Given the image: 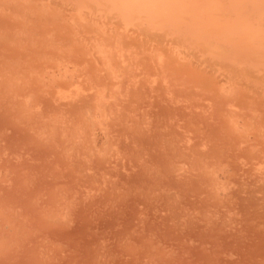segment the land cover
<instances>
[{
    "label": "bare ground",
    "instance_id": "1",
    "mask_svg": "<svg viewBox=\"0 0 264 264\" xmlns=\"http://www.w3.org/2000/svg\"><path fill=\"white\" fill-rule=\"evenodd\" d=\"M78 49L81 51V53H85V54H88L91 56V59L94 63H92L91 60L89 61V63L88 62L87 63L89 65L92 63L93 66H91V65L90 66L93 69L95 68L94 66H96V68L94 70H92V68L90 69V66L87 63L86 64L84 63L85 61L82 63V64H85L83 67L84 69L78 68V69H80V72H78V70H76V67L73 65V61L75 60V58L73 61H71L70 59H72L71 53L73 54L74 51H76ZM78 54H79V51H78ZM67 57H70L69 60L72 62V65L74 66L73 68L72 67L70 68L69 64L67 65V61H66V60H68ZM87 57L89 60L90 59L89 56H87ZM78 58H80V60L83 59L81 54L79 57H77V60H78ZM85 59H87V58H85ZM85 59H83V60H85ZM76 63L80 64L79 61L75 62V64ZM78 64H76V66ZM82 64H80V66ZM94 64H96V65H94ZM86 66H89V67L85 68ZM141 66L143 68L148 69V70L146 69L147 70L146 72H143V71H145V69L143 71H142L143 68L140 69L142 74L145 73V75L141 74L142 77L147 75L145 78L146 81L143 80L144 78L141 79L142 82H144V84L143 83L141 84V82L140 83L138 82L139 84L137 83L138 80L141 81L140 78H142V77L139 75L141 72L138 71L139 72V74H138V72L136 70L138 67H141ZM85 69H87V70L89 69V70L86 71ZM139 76H140V78L137 80V77H139ZM135 77L137 80V81L135 80V82H136L135 84H137V85L131 84V86H129L130 82L133 81L132 78L134 79ZM147 80L150 83L158 82L161 84L164 82H165L164 84H166L167 82H170V84H171L170 86L172 87V85H174V87L171 88L169 86V84L167 86V85H161L158 83H157L158 84L157 86H159L160 91L166 90L165 86L168 89L170 88L171 90L172 89L175 91L181 90L183 92V94H182L183 101H184V99H186V98H184L185 91L189 90L188 94H187L188 99H186L185 101L188 100V102H189L190 99H197L196 102H194V105H196L195 106L196 108L199 105L201 106V108L204 111V114H203V111H201V113H202L201 115L203 116V118L201 116L202 121L203 120L205 121L207 119L206 118V115H207L208 119H207L206 123H208V124L206 126V123L203 121L204 122L203 128H202L203 123H201L200 125L193 124V123H197L198 122L197 120H200L199 122H202L201 118H199V116L197 117V120L194 119L196 122L189 121V122H187V124L189 123L188 125L185 123L186 126L182 123L183 124V125H181L182 128H183V126H185L184 128H187V126H188L189 127V128H187L188 130L189 129H191V131L193 130L192 131L193 133L192 132H190V134L188 133L189 135L187 136V140H185L184 135H186L187 132H189L188 130L186 132L185 131L186 129H184V128H183L184 131L181 129H177V130L174 129L176 127L172 128L173 130L178 131V133L174 132V131H173L174 133L172 132L171 135H173V136H171V137H173V138L169 137L168 139L171 138L173 145L167 144V145H170L169 147L168 146L167 147L169 148V150H170V147L171 146L174 147V145H176V148H174L175 150L176 149L178 150L180 146L185 147V150L183 149L184 152L182 151L183 156H182V153L180 152L178 158H176V159L180 160L179 158H180V156H182L181 160H183V161L177 162L176 159L171 160V161H170V159H168L170 162L168 164L165 163L166 161L164 162L161 159H163V158L166 159L168 156H171L170 155L171 152L169 151L168 154H165L164 152L161 153L160 150L165 149L163 146V149H159V151H158L159 153H158L156 151V149L160 148V146L156 145L157 148L154 147L156 149L153 148L152 150L156 151L154 153L160 154V157L157 156L158 154L157 155L154 154L156 157H159L160 159L157 158L159 161L154 166L151 164L144 165L145 163L149 162L148 158L152 157L151 154L149 155V153L147 152L149 156H148V158H146V160H148V162L145 161L142 164L144 165V167L147 166L148 168H150L148 170H150V172L151 171L152 172L149 173L147 170V172L145 173L146 175H144V176L145 177L149 176V177L143 178V180H140V181H144L146 179L145 182L147 180H149V182H147L148 184L146 187L144 186V184L146 185V183L142 182L143 188L145 187L144 189H142V186L139 183H137L141 186V189H140L141 191L139 189L137 190V188L139 186L137 188H135L134 191L136 190L137 194H139V195H140L139 192L143 193L144 196L142 194H141L142 196L140 195L142 197V198L140 197L141 199H144V197L146 198V196H148V197L150 196L147 199L148 200L153 199L152 201H154V198H153L154 195L153 196H151V195L156 192L155 194L159 195V197L157 199V197L155 195L156 201H154V202H157L159 200V198H161V195H162L161 199H163L164 202L162 200H159V201H162V203H163V205H160V207L163 206L162 211L164 210V206H165L166 215H167V212L168 213L170 212L171 214H173L172 215L173 218L174 217L176 218L178 216L177 221L180 222V223H178V225H175L177 223V221H175V224H174L175 226L174 227L172 226L173 229L175 228V230H171V231H174V233H175L176 229H178V231H179V227H177V226H180V228H181L179 235L180 234L184 235V233H181V231L186 229V227H187L186 231L184 230L185 233H187V230L189 231V229L191 228L190 226H192V228H193L195 226L194 225L195 223H197V222L201 223L200 225L196 224L198 237H196L197 235H195L196 238L195 237L194 238L200 239V242L202 244V246H200V249L203 253H201V251H197L198 253H196V254H198V255H196V256H198V258L200 260L197 258L196 260H199V261H196L194 258L193 259L194 261H192V263L194 262L193 264L201 262V260H202L201 263L203 264V262H204L203 260H205L203 258V255L206 258V260L207 259L209 260L208 263H206V264H264V0H0V102L2 101L3 108L7 107L6 110L4 109L5 112L7 111L8 113H10L13 111V114L11 113L13 116L9 115V119L14 118L19 123L27 122L28 127H25L26 125L25 126L23 125L24 130L26 129V131L27 130L29 131V129L30 130L35 129L37 131V135L40 134V137H39V135L37 137L39 139V141H40V139H42L44 142L45 139L47 140L49 138H56V137H58L57 135H59V136L61 135L62 139H59V140L61 141V144L65 145L64 146L65 149L62 147L64 149V150L63 149L62 150L64 152L65 151L68 152V154H69L66 157L64 156V158H67L70 155L76 156L77 153H75V149L79 146L81 148L84 146L83 147L84 150L82 149L84 152V154H83L84 156H82V157H84V158L83 159L81 158V159L83 161H85L86 163L82 162L81 166H79V167L77 166L78 168L75 172H77L78 175L82 176V179H83V176L89 177L87 180V184H88V181L90 180V176H88V175H90L89 172L91 173V171H94L92 162L97 161V160H99V162H101V163H103V161L105 162L107 160V158H109L110 156L112 157V154L115 151L114 147H115V145H118L114 142V141H116V137L113 138V136L112 137L110 136V134H112L110 131H112V129L117 126V123H118V127H116V128H118V129L120 128L121 125L118 122L119 120H121L120 116L121 115L126 116V118H125L126 121H123V123L125 124V129L130 128L129 133L135 128V126L137 127V125H138L137 128L139 129V127L141 125H143V124L140 125V123H142V122H140V121H142L141 119L139 122H137L139 120V118H138V120L135 119L136 121L135 120L131 121V119H134L135 117L134 118L131 117V119H129V116L131 115V114L129 115V113H130V111H132L134 109V108H130L129 106L134 101V98H132V97H135L137 99V100L135 99L136 102H138V100L140 98H144L141 96H143L142 92L145 91L144 85L146 83H149V82H147ZM81 84L83 86L82 89L80 88V87H82ZM77 85L80 86L79 87L80 89H77ZM141 85H143V86H141ZM155 85H156V83H155ZM138 86L140 88H137ZM157 86H156V88L155 87L154 88L157 89V92H160L158 90ZM91 88L93 89V91H91ZM125 88L126 89L130 88V89L128 91ZM142 88H144V90ZM150 88L151 87H149L147 89L151 90L152 88L151 89ZM141 90H143V91L141 92ZM153 90L154 89H152L151 91H153ZM164 92H166V91H164ZM46 93L47 94L51 93L50 103L53 104V106H56L55 108L53 107L55 110H53L52 113H49V114L44 113L42 115L43 111H41V113L39 112L40 115H39V113H38V115H34L35 109H33V106L34 105L39 106L40 103H44L47 100V98L44 96ZM141 93H142V95H141ZM153 93L155 94V91ZM47 94H46V96H47ZM162 94L165 95V93H162ZM180 95L181 94L179 92V95H177V96H180ZM130 96H132L131 97L132 100H131L130 105L128 104V107L131 110H129L126 106L127 104H125L126 97H128L127 99L130 100L129 99ZM165 96H166V98H168V97L170 98V96H171L170 91H169L168 97H167V95H165ZM29 97L33 98L32 99L33 102L29 101ZM155 97H156V95H155ZM147 98H149V97L147 96ZM158 98H160V97H158ZM162 99H163V96H162ZM34 100H35V102L38 101V103L35 104ZM122 100H124V101H122ZM141 101H143V100L140 99V101L138 102V104L140 103V106L142 105ZM156 101H157V99H156ZM178 101L176 102L177 104L179 103ZM136 102L134 103L135 104L134 106H136V104H137ZM190 102H191V100H190ZM128 103H129V101H128ZM47 104H49V103L47 102ZM162 104H163V102H162ZM184 105H186V104H184ZM140 106L138 105L139 108H140ZM180 106L182 107L183 104ZM174 107H175V105H174ZM64 108L69 110V111L68 112L65 111ZM169 108H170V106L168 107V109ZM177 108H178V106H177ZM188 108L190 109V106ZM135 109L133 111H135ZM171 109H173V108L171 107ZM185 109H183V110L185 111ZM192 110H194V108ZM2 112H3V110H2ZM165 112H166V109H165ZM198 112L199 111H197V115H198ZM186 113H188V112H186ZM190 113H191V110H190ZM192 113H193V111H192ZM143 114H145V112ZM168 114L170 116V113H168ZM147 115H149V114H147ZM153 115L154 114H152V116ZM177 115H179V114H177ZM5 116L7 118L8 114H6ZM171 116H170V119H174L173 118L174 116L173 117H171ZM185 116L188 117L187 115H185ZM138 117H140V116H138ZM143 117H144V115H143ZM143 117H141V118H143ZM6 118H5V120H6ZM157 119H158V117H157ZM184 119H186V118H184ZM188 119H191V118H188ZM211 119H213V120H211ZM192 120H193V116H192ZM209 120L211 122H209ZM214 120L217 122L219 121V122L216 124ZM145 121H148V120L145 119ZM171 121H173V120H171ZM177 121H176V119H174L175 123ZM13 122H14V120H13ZM179 122H180V119H179ZM190 122H192V123H190ZM171 123H173V122H170V124ZM219 123H220V125H219ZM157 124H158V122H157ZM170 124L168 127H170ZM158 125H160V124H158ZM216 125H218L219 127L218 126L216 127ZM17 126H19V125L17 124ZM152 126L153 125H151L150 127L152 128ZM204 126L206 127V129L204 128ZM141 127H140V129H141ZM1 130H0V132H1ZM146 130H144V131H146ZM179 130L183 131L184 133L186 132V134L183 135V138L185 141L182 138L183 143L180 142L181 141L180 138H179L180 141L178 140V137L181 136L180 134L182 133L181 131H180L181 133H179ZM6 131H7V129H6ZM120 131H122V130H120ZM138 131H140V134H138L140 136L141 132H143V130L142 131L138 130ZM7 133H5V134H7ZM31 133L33 134L34 131H32ZM117 133H121V132L117 131ZM117 133H115V134H117ZM122 133H124V132L122 131ZM176 133H177V136H176ZM191 133H192V135H191ZM5 134H4V136H5ZM29 134H30V132H29ZM32 134H30V135H32ZM159 134L162 135L161 132ZM174 134L176 137L174 136ZM30 135H29V138L31 139ZM35 135H36V133L33 134L32 136H35ZM142 135H144L146 138L147 133L145 135V132H143ZM142 135L137 138V139H139V138L141 139V141L139 140L140 142L136 139L137 142H139L140 144L142 143V139L144 138V136L142 138ZM154 135L158 136L156 134H154ZM189 136H190V138H189ZM14 137H12V138H14ZM125 137H126V135H125ZM148 137L149 136L147 135V138ZM122 138H123V136H122ZM147 138L143 139V141L147 142L148 139H150V137L148 139ZM28 139H26L27 142L29 141ZM38 139H37V142H38ZM42 140L40 143H43ZM33 141L32 140L30 141L31 146H34V145H32V143H34ZM47 141L48 142H46V143L44 142V143L47 144L50 142V144H48L50 147H51L52 142L56 143V142H54L55 139H54V141H51V139H49ZM133 141H134V138H133ZM155 141H157V140L155 139ZM158 141H160V140H158ZM171 141L169 143H171ZM37 142L35 143L36 147L38 144ZM57 142H59V141H57ZM137 142H135L134 144H136ZM156 143L158 144V142H156ZM124 144H125V140H124ZM132 144L133 143H131V146H132ZM140 144L139 145L137 144V146L136 145L135 146L136 147L139 146V148L141 146L143 148H144V146H146V148L149 146V145H145L146 143H144V146L142 144L141 145ZM212 144L214 147L212 146ZM220 144H222V145L220 146ZM48 145H46V146H48ZM56 145H59V144H56ZM38 146H40V145H38ZM52 146H54V145L52 144ZM129 146H130V144H129ZM131 146H130V148H131ZM133 146H132V148H134ZM223 146H226V148L225 147L223 148ZM6 147H8V146H6ZM36 147H35V149H37ZM209 147H212V148L209 150L208 149ZM168 148H167V150H168ZM180 148H182V147H180ZM150 149L151 148L146 149V150H150ZM172 149H171V151H172ZM130 150H128V151L130 152ZM135 150H136V148L132 151L135 152ZM141 150H142V148H141ZM141 150H140V154H142L141 152H143V155H138L139 149H137V151H136L138 153V154L136 153V155H138V157H140V156L144 157L145 156L144 151L143 150L141 151ZM119 151H121V150H119ZM241 151L243 152L242 153L243 156L244 155L246 156L243 158L245 160H246V158L255 160V159L262 158V156H263V161L261 159V163H259V160H258V162H257L258 164L253 162L254 163L253 166L248 164L252 167V169L254 168V174L251 173L252 177H250L251 176L250 175L249 176L250 178L248 179V178H246L247 177L246 175H245V178L243 176V178L245 180H247V179L251 180L253 178L248 183L243 178H241V176H242L241 173H242V171L247 170L246 164L251 163V161H253V160L249 161V159H248L247 160L248 162L246 164L244 163L245 165L242 164L243 161H242V163H240V162L238 163L237 162L238 159L235 160L234 157H237L238 155L235 156V154H239V152H241ZM57 152H58V150H57ZM76 152H78V151H76ZM129 152L127 154H129ZM173 152H175V151L173 150ZM39 154L40 153L37 154V159L40 158ZM42 154H43L42 157H44V155H46L45 153H42ZM172 154H174V153H172ZM80 155L81 154H79L78 156L81 157ZM118 155H119V153H118ZM123 155H124V152H123ZM136 155H135V157H133L134 156L133 155L132 158L137 159ZM154 155H153V158L155 157ZM176 155H178V153ZM51 156H52V154H51ZM97 156H99V158H96ZM114 156H116V155H113V157ZM129 156H130V154H129ZM243 156L239 155V159ZM189 157H191V158H189ZM74 158H76V157H74ZM115 158H117V157H115ZM136 159H133V160L135 161ZM157 159H156V162H157ZM34 160H36V159H34ZM39 160L41 161L42 159H39ZM58 160H60V158H58ZM65 160H64V162H65ZM67 160H68V158H67ZM139 160H140V158H139ZM141 160H142V158H141ZM141 160H140V162H143ZM75 161H76V159H75ZM78 161L80 162V159H78ZM120 161H122V159ZM120 161H118V162H120ZM60 162H61V160H60ZM76 162H75V165H76ZM99 162L94 164V166L99 165V164L101 165V163H99ZM87 163H88V165H87ZM135 163H136V161H135ZM184 163H186V165H188V167H189L188 171L184 170V168H183V167H185ZM36 164L37 163H35V165ZM106 164L107 163H105V164L103 163L104 168L100 166V168H101L100 174H98L99 173L98 170L100 168H99V166H97L96 171L98 172L97 173L98 176L95 175L96 179H94L93 177H95V176H93L92 173L94 174L96 171L92 172L91 175L93 177L91 176L92 177L91 181L96 180L95 181V183H96L98 181L97 177H101V175H103V174H104L103 175L104 178L106 177V175L108 176L109 170H108V172L105 171L106 170L105 169ZM119 164H122V163L120 162V163H118V165ZM139 164L142 165L141 163H139ZM181 164H183V165H181ZM16 165L18 168V164H16ZM32 165H34V164H32ZM43 165H44V167H46L45 164H43ZM55 165H56V163H55ZM71 165L73 166V164H71ZM149 165H150V167H149ZM255 165H256V167H255ZM88 166H90V168H93V169L90 170V168ZM114 166L116 168L119 167V166L117 167L116 164ZM121 166H123V165H121ZM142 166H139L141 169L137 170V171L143 170L144 167L142 168ZM8 167L9 166L7 165V168ZM13 167L16 168V166H14V165H13ZM27 167L25 168V165H24V169H27ZM33 167L29 166L28 169L31 168V171H33L32 170ZM106 167H109V164L106 165ZM168 167H169V170H167ZM4 168H6V167H4ZM10 168H12V167H10ZM63 168H64V166H63ZM73 168H76V167L73 166ZM102 168H103V170H102ZM152 168H153V170H152ZM164 168H165V170H164ZM250 168H248V169H250ZM34 169H35V167H34ZM45 169H47V168H45ZM55 169H53V170H55ZM95 169H96V167H95ZM145 169H147V168L145 167ZM145 169L143 170V172H141L142 176H143L142 173H144L146 171ZM113 170H115V169L113 168L112 171ZM251 170H250V172H253ZM24 171L25 170L22 171V174ZM26 171H28V170H26ZM31 171H30V173H31ZM38 171H40V169ZM62 171H63V169H62ZM102 171L104 172L103 174H101ZM133 171H134V169H133ZM167 171H169V172H167ZM239 171H241V172L239 173ZM55 172H57V171H55ZM66 172H67L66 174H70V172H68V171H66ZM164 172H167L168 174H171V175L178 174L176 176H179L180 174H183V173H184V176L185 175L188 176L187 172L192 174V175H190V178L194 179L193 177H195V180H191L190 178L189 179L193 183L195 181L197 186L195 185V187L193 188V184H191L192 188L190 186H189L190 189L187 187L186 188L188 190L187 192H189L192 189L193 191L192 190L191 191L193 192V195L195 196V193H196L195 190L200 189L199 191H201V192H203L205 190L206 192L204 191V196H207L208 199L205 200V198H207V197H204L203 195H201L200 198H199V196L198 197L196 196L197 200L194 198L195 199L194 203H196V205H198L199 201L201 200L200 205L197 206L198 210L201 211V209L199 207L202 205H203V207L205 206L204 201L205 202L211 201L213 209L210 210V208L207 207L209 210L205 209V210L200 212L197 210V208H195V206H194L195 204L193 205L192 204L193 202L192 203L190 202L193 205L194 209H192L189 213H187L189 217L185 219V216H184L185 212L189 210V207H192L189 203L188 206L189 205L190 206L185 209L186 211H184L183 216L181 215L183 221L185 219V221L182 222V224H181L182 220L179 221V219H181L180 218L181 216H179V214H182V213H179V212H181L180 211L181 202L183 201L184 198L183 197L179 198V196H182V195L180 193H179L180 195H178V192H177V194L176 193L175 194L170 193L169 190L167 191V192H169L168 194L166 192H165V194H162V193L158 194L157 193L161 190V188L159 189V187L160 186L162 187V185L164 184L163 180L165 181V178H166V175H165L166 173H164ZM26 173L27 172H25L26 177L31 175V174H29V172L27 174ZM35 173H37V172H35ZM52 173H54V171ZM147 173H149V174H147ZM238 173H239V175L241 174L240 177H237ZM63 174L65 175V173H63ZM25 175L23 174V177H25ZM45 175H46V173H45ZM49 175H51V173ZM111 175H113V177L115 176L114 174L110 173V176H108V177H111ZM34 176L35 175L33 173L32 177L34 178ZM53 176L55 177L54 174H53ZM124 176H125V174H124ZM142 176L138 175V177L135 176L134 178L137 177V178L142 179ZM180 176L182 177V175H180ZM191 176H193V177H191ZM48 177H50V176H48ZM66 177H70V176H66ZM103 177L99 178V180H101ZM163 177H164V179H163ZM3 178H6V177H3ZM21 178H20V180H23ZM28 178H26L25 180H27ZM112 178H110V179H112ZM134 178H132V180ZM30 179L31 178H29L28 182L24 181V183L27 182V185H26L27 188H29L28 183H29ZM129 179H130V177H129ZM160 180L163 182L162 185H161L162 182ZM196 180L198 181L199 184L196 182ZM106 181H108V180H106V178H105V182ZM111 181H108L109 183L106 182V184L108 183L111 186H109L107 184L106 187L105 186H103V187L107 188L109 186L110 187L109 189L116 187L118 183L115 182L114 184H111L112 183ZM117 181L120 182L119 180H117ZM134 181H135V179H134ZM181 181L185 182L184 179ZM191 182L188 181V184L185 183V185L188 186V185H190ZM45 183H46V185H47V183L49 185V183H51V181L45 182ZM159 183H160V186H159ZM176 183H177V181H176ZM37 184H38V182H37ZM54 184H56V183H53V185ZM99 184L101 185V183H98V185H97V183L95 184L97 187L96 190L100 189ZM115 184H116V186H114ZM119 184L117 186V189H119L118 188ZM245 184H247V185H245ZM200 185H202L203 187ZM64 186H66V184ZM82 186L83 185H81V187ZM126 186H123V187H126ZM199 186H200V188H198ZM52 187L50 186V188H52ZM96 187H93V189H95ZM123 187H120V189ZM56 188H57V185H56V187H54V189L59 190V191H60V189L62 190V188H60V187H59L60 189L59 188L56 189ZM66 188H68V187H66ZM66 188L63 187V189H66ZM130 188H132V186ZM171 188H172V186H171ZM19 189H21V188H19ZM54 189H52V190L54 191ZM77 189H78V186H77ZM89 189L92 190L91 188H89ZM123 189H125V188H123ZM132 189H131V191H132ZM165 189L166 188H164V190ZM174 189H176V188H174ZM70 190H69V192H70ZM113 190H114V188L111 191H113ZM164 190H162V191H164ZM16 191H18V190H16ZM16 191H15V193H16ZM127 191L125 192L123 190V193L126 196H127ZM109 192H110V190H109ZM115 192H117V191L115 190ZM201 192H199V193H201ZM22 193H24V191ZM103 193H104V191H103ZM120 193H122V192H120ZM120 193H117V195H119ZM248 193H251L252 195L248 196L247 195ZM6 194H7V192H6ZM10 195H12V194H10ZM61 195H62L61 197H63V194H61ZM108 195H109V197H111L110 196L111 193H108ZM134 195H135V193H134ZM190 195H192V194H190ZM245 195H247V196H245ZM17 196H19V195H17ZM22 196L23 195H21V197ZM37 196H38V194H37ZM112 196L115 197L116 194L114 193V195H112ZM122 196L119 195V197H122ZM130 196H131V194H130ZM56 198H58V197H56ZM124 198L125 197H123V200H124ZM198 198L200 200H198ZM49 199H51V201H52L53 198L49 197L48 200ZM117 199H119V198H117ZM202 199H203V204H202ZM0 200H1L0 203H2L3 198H1ZM8 200L11 201V197L10 198L8 197ZM25 200L26 199L24 196L23 201L25 202ZM38 200H39V198H38ZM67 200H69V198ZM111 200H109V201L112 203ZM123 200H122V198H120L121 202H123ZM126 200H127V198L124 200V203L126 202ZM257 200H259V201H257ZM10 201L7 202V204H9L8 206L7 205L4 206L5 204L4 205L0 204V262H2L3 260L6 261L5 259H8V258L13 259L16 256L19 258V255H21V254H19V255L17 254L15 256V254L17 252H19V250H22V248H23L22 247V248L17 249L19 247V244L24 245V243L21 242V237H24L26 240V238H27L26 236L29 233V232L25 233L24 230L22 229L23 226H26L25 222L30 221V225L28 224L29 227L32 225L31 222L33 223L34 228H32V226H31V229L28 226H26V227L31 230L30 232L34 236V238H31L32 237L31 233H29L31 236L30 239H35V240L39 239L38 238L39 235H37V234L40 233V229L41 230L43 229L40 233V234H42V236L44 235V233H43L44 228L49 229L50 231L52 230V232H50L52 234H57L56 232H53L54 226L56 228V224H58V223H63L64 225L66 224L65 222H63V220L61 221V219H59V217H58L59 216L58 214L60 212H58V210H56V208H58L59 206L58 207L56 206V208H54L57 212H55L53 214L52 213L53 210L50 209V206H48L46 204V206L42 205L44 208V209H41L43 211L41 214L42 218L40 220L38 219L39 221L38 220L36 221V223L40 222L39 224H40L41 228L39 227L40 229H36L35 225L38 226L39 224H34L33 216H32V221L30 219H28V221H26L27 216L25 217V216L21 215V217H20V213H15L16 211L13 208H16V207H12L14 205H12L10 207V205L12 203V202L10 203ZM44 201L43 202L41 201L42 204L44 203ZM51 201L49 204H51ZM107 201H108V199H107ZM152 201H146V200L144 201V203L148 202L147 204H149V205H147L146 203L144 204L142 201L141 202V203H143L142 205L147 206V207L143 206L144 208L142 210H144L146 208H148V209L150 208L149 210L151 211L153 208H151L150 202H152ZM89 202H88V204H89ZM110 202H109V204H110ZM135 202H136V200H135ZM154 202L151 203L152 207H153ZM34 203H35V200L33 203H31L32 207H34V205H35ZM61 203L62 202H60V204ZM67 203H69V202H67ZM14 204H16V203H14ZM115 204H116V202H115ZM120 204L122 206L123 203H120ZM139 204H137V205L139 206ZM17 205H18V203H17ZM36 205H37L36 207L39 208V206H38L39 204L37 203ZM137 205L134 207V208H136L135 210L132 209L133 210L132 213H134L133 214L134 218H131V219H134L135 222L133 224H131L132 222L130 223V221H128V222L130 223L131 226H133L131 228L132 229L134 228L133 230L135 232L132 231V233L135 235H136V233H139V235H140L142 232H143L142 234L145 233L144 231L147 229L146 223L148 224V222H149V221L147 222V219H150V218H148L150 216H147V219H146L145 215H143L142 217L139 216L141 213H139V214L137 213L138 208H139ZM18 206H20V203ZM69 206H70V203H69ZM131 206H129V207H131ZM54 207H55V205H54ZM124 207H126L127 210L129 208L128 205L124 206ZM158 207H159V205H158ZM65 208L67 209V207H65ZM65 208H64V210H65ZM90 209H91V207H90ZM122 209H121V211H122ZM124 209H123V212H125ZM16 210H17V208H16ZM83 210H84V208H83ZM142 210H141V212H143ZM149 210H148V212H149ZM155 210H158V208H156ZM155 210L154 211L152 210L151 212L154 213ZM21 211H18V212H21ZM123 212L121 213L122 215H123ZM144 212H145V210H144ZM34 213H33V215H34ZM56 213H58V214L56 215ZM61 213H63V211ZM100 213H103V212H100ZM161 213L162 212L160 211L159 215H161ZM177 213H179V214L176 216ZM16 214L18 215V219L20 218L19 220H21L22 216L25 217V219H24L25 221L22 218V221H20L21 224H18L17 223L18 221H16V219H17ZM92 214H93V212H92ZM63 215H64V213L62 214V216ZM86 215H87V213H86ZM99 215L101 216V214H99ZM120 215H115V216H117L114 219V221L116 223L114 222L112 224V225H115L116 228H117L116 224L120 223V220L122 219V218L121 219L119 218V217H122ZM162 217H163V215H162ZM37 218H38V216H37ZM112 218H114V217L112 216ZM159 218L161 219V217H159ZM173 218L171 221H173ZM175 218H174V220H175ZM88 219L90 220V217ZM110 219H111V217H110ZM155 219H156V217H155ZM170 219H171V217H170ZM170 219H167V221ZM197 219H198V221H197ZM199 219H202V220L204 219V221L202 222ZM255 219H257V220H255ZM118 220H119V222H117ZM15 221H16V223H15ZM71 221H72V219H71ZM22 222H23V224H22ZM69 222H70V220L68 221V223ZM152 223H155V228H157V226H156V225H158L157 222L152 221L151 224ZM172 223H174V221ZM15 224H16V226L19 225L18 226L19 229L21 228V230L23 232L22 231L20 232L18 227L15 226ZM63 224H61V225H63ZM87 224H89V222ZM190 224H192V225H190ZM112 225H111V227H112ZM201 225H203V226L206 225V227L202 228ZM115 226H114V229H115ZM119 226L123 227V226H125V223L122 222L121 224H119ZM119 226L117 228L118 230L120 228L119 233L115 232L117 235L118 234L121 235V232L124 233L126 231V229H128V231H129V227L128 228L126 227V229L124 227L125 230H123ZM126 226H128V225H126ZM149 226H150V224H149ZM151 226H153V225H151ZM222 226H224L225 229L228 227V229L225 230V231H227L228 234L225 235L226 232H224V230L221 229V228H223ZM65 227H63V228H65ZM166 227H168V226H166ZM169 227H171V225ZM182 227H184V229ZM27 228H26V230L29 231V229H27ZM107 228H109V227H107ZM158 228H161V227L158 226ZM163 228H161V229H163ZM192 228H191V230H192ZM198 228H200L199 231H198ZM219 228L221 229V232L223 231L224 234L220 233ZM24 229H25V227H24ZM121 229L123 231H121ZM165 229H167V228H165ZM49 230H47V232L45 230V234L47 233L46 235H48V237H49V234H48ZM56 230L58 231L57 228L54 231H56ZM82 230H83V228H82ZM149 230H150V228H149ZM37 231H39V232L36 234ZM154 231H157V230L154 229ZM159 231H161V230H159ZM189 232L187 235H189ZM198 232L200 233V235ZM22 233H24L23 234L24 236H20ZM160 233L161 232H159V234ZM162 233H165V232H162ZM191 233H194V232H191ZM191 233H190V236H191ZM35 234H36V236H35ZM96 234L94 236H96ZM142 234L139 236V240H141V238H142V240H141L142 243H141V241L139 243L141 246H139L138 243L135 246L137 248L136 251L139 250L138 246L140 247V250L143 249L142 252H144L145 255L141 256V255H138L140 253L135 252V254L138 253L137 256L135 255L136 257H133V258L131 257L132 258L131 260L127 261L126 263L121 262L122 264H173V263L174 264H186L185 262H183L184 260H183L182 255H179V253H178L179 247L176 246L174 248L172 246L173 249L167 250L169 247L168 246L167 249H165L166 248L165 247L164 248L165 250L164 249L161 250L162 249V246H161L162 243L160 244V242H159L161 239H158V237H156V240L158 239V242H156V240H155L156 232H154V234L153 233L150 234V236L151 235L153 236L155 241L153 240V238L151 239V237H149L150 239H146V235H147L146 233H145L146 235L145 234L142 235ZM177 234H178V232H177ZM177 234H176V236H177ZM113 235H115V234H113ZM187 235L185 234L186 237L182 236L181 239L179 240L180 243H177V244H179V245L182 243L184 244V242H182V240H185L186 238H187L186 240H188L190 238V236H188L189 237L188 238ZM223 235H225V237ZM42 236H40V237H42ZM126 236H128V235H126ZM136 236H138V235H136ZM180 236H178V238H176V239H179ZM36 237L38 239H36ZM44 237H45V235H44ZM44 237H43V240L46 239V238L44 239ZM48 237H47V239H49V241H50L52 235H51V237H49V238ZM56 237H58V236H56ZM107 237H105V238H107ZM53 238H54V236H53ZM53 238H52V242L54 240ZM98 238H100V236ZM28 239H29V237H28ZM28 239L26 241H29ZM100 239H102V238H100ZM103 239H104V237H103ZM117 239L118 238H116V240ZM123 239H122V241H123ZM199 239H197V241ZM25 240L23 242H25ZM41 240H42V238H41ZM71 240H73V239H71ZM190 240L191 239H189L188 241H190ZM215 240H216V242H215ZM38 241H39V243L36 244L37 246H38V244H40V242L42 243V241H40V239ZM101 241H100V243H101ZM119 241H121V240H119ZM223 241H224V243H223ZM44 242H46L45 243V245H46L48 243V240L47 241L45 240V241H43V244H40L41 246H44V248L43 247L42 248L47 249L48 247H51L48 249H49V251H50V249H52L53 253L51 252L52 250L50 251V253H49V251H45V250L41 251L42 249L40 248L41 247L40 246V247H37V249H41V250H39V252L38 251L35 252L36 249L33 250L35 252V254H37V256L35 255V258H34V255H33L34 252L31 251V252H33L32 255H29V258H31V259L28 258V260H26L27 262L26 261H24V262L31 264L30 261L32 260V256L34 258L32 260V264L33 263L34 264H48V263H52L53 261H54V263H55V261H59V260H57L58 254H55V253L60 252L61 250L54 252L58 248V246H56V244L58 242L57 243L53 242V244L56 243L54 245V249L56 248L55 250L53 249L52 245H50V246L46 245L48 247H45ZM52 242H49V243L52 244ZM67 242H69V241H67ZM125 242L126 241H124V243L122 242V244L124 245ZM176 242H178V241L176 240ZM204 242H206V245L208 244L207 242H209L211 245L213 242L215 243V245L217 244L215 247V248H217V252L215 249V250H213V252H214V254H213V252L212 253L210 252V250H211L210 247H209L210 250H208V247L206 248V246L203 248ZM225 242L228 244V247L224 246L226 244ZM113 243H112V245H113ZM186 243L188 246V244L190 242H186ZM193 243H190L189 245H191ZM195 243H197V242H195ZM69 244H70V242H69ZM106 244H107V241H106ZM201 244H199V245H201ZM92 245H93V242H92ZM112 245L109 247V250L112 249ZM117 245H120V244L117 243ZM84 246H85V244H84ZM91 246H89V248H91ZM93 246L95 248V244ZM102 246H104V245H102ZM107 246H109V245H107ZM129 246H130V244H129ZM184 246H185V244H184ZM191 246L193 249V246L195 248L196 244L191 245ZM197 246H198V244H197ZM197 246H196V248H197ZM229 246L232 249H235L233 251V254H236L237 257H236V255L235 256L233 255L234 257L230 258V256H232V255L228 256L229 254H232L230 252L228 255L227 254L224 255L226 253V251L229 250ZM114 247H116V246H114ZM172 247H170V248H172ZM35 248H36V246H35ZM99 248H102V247L100 246ZM116 248H114V249H116ZM145 248H147V249H145ZM96 249H94V251L97 253L98 250L96 251ZM104 249H106V248H104ZM129 249H130V247H129ZM212 249H214V248H212ZM100 250H102V249H100ZM197 250H199V249L197 248ZM85 251H87V249ZM153 251H154V254L157 253V255H159L158 257L156 256L157 259L154 258V260L156 259L155 261L152 259L154 257V255L150 253ZM179 251H180V249H179ZM146 252H147V256H146ZM102 253H103V251H102ZM108 253L110 254V252H108ZM205 253H207V254H205ZM89 254H91V256L93 255V253H91V252ZM105 254H106V252H105ZM103 255H102V257H103ZM188 255H189V253L186 256L183 255L186 258V260L188 259L187 258ZM218 255H220V256H218ZM24 256H26V255H24ZM55 256L57 259L56 258L54 259ZM76 256H77V254H76ZM148 256H150V257L152 256V257L150 258ZM226 256H228L229 259ZM219 257H222V258L220 259ZM18 258H17V261L22 259L21 256L19 259ZM91 258L93 259V257H91ZM110 258H111V256H110ZM115 258L117 259L116 255H115ZM148 258H150V259H148ZM210 258H213V261H215V262H212ZM103 260H104V258H103ZM149 260L154 261V262L152 263ZM17 261L13 260L11 262H14V264H15V262H17ZM92 262H94V261H92ZM95 262H97V261L95 260ZM8 263H10V262H8ZM82 263H85V262H82ZM107 263H108V259H107ZM190 263L191 262H189V263L187 262V264H190ZM3 264H5V263L3 262ZM23 264H25V263H23Z\"/></svg>",
    "mask_w": 264,
    "mask_h": 264
},
{
    "label": "rangeland",
    "instance_id": "2",
    "mask_svg": "<svg viewBox=\"0 0 264 264\" xmlns=\"http://www.w3.org/2000/svg\"><path fill=\"white\" fill-rule=\"evenodd\" d=\"M78 51H79V54H78ZM77 53V54H76ZM80 54L82 55V57H83V59H85V58H87V59H85V60H83V59H81L80 60V58H78V60H77V57H79L80 56ZM73 55V56H72ZM70 56V55H69ZM86 56V57H85ZM87 56H89V60H88V57ZM69 58L70 57H67V59L68 60H66L67 61V65L69 64V66H70V68L72 67H76V70H78V72H80V69H82L83 67H84V65L88 62L89 63V61L91 60L92 61V59H91V56L90 55H88V54H85V53H81V51L78 49V50H76V51H74V53L72 54L71 53V58L72 59H70L71 61H73L74 60V58H75V60L73 61V65H72V62L69 60ZM77 60V61H76ZM83 60V61H82ZM79 61V63L80 64H82L84 61V63L85 64H82L81 66H80V64H78V63H76V64H78L77 66H76V64H75V62H78ZM71 62V63H70ZM87 63V64H88ZM92 63H94L93 61H92ZM92 63L90 64L91 66H93L92 65ZM72 65V66H71ZM89 65V64H88ZM89 65V66H90ZM94 65H96V64H94ZM79 66V67H78ZM89 66H86L85 68H87V67H89ZM90 66V69L92 68ZM95 68H96V66H94ZM78 68H80V69H78ZM94 68V69H95ZM141 68H143L142 66L141 67H138L137 68V72L138 71H140L141 72ZM63 69V68H62ZM84 69V68H83ZM93 68H92V70H94ZM145 69V71H143ZM147 68H143L142 69V71L143 72H146L147 70H146ZM86 71H88L87 69H85ZM72 71V70H71ZM69 72V71H68ZM138 74H139V72H138ZM141 74H142V72L139 74L140 76H141ZM144 75H145V73H143ZM142 74V75H143ZM140 76L139 77H137V80L140 78ZM147 76V75H146ZM146 76H144V77H142V78H140V80L141 79H143L144 81H146L145 80V78H146ZM133 80V81H132ZM132 82H130V85L129 86H131V84H134V85H137V84H135L136 82H135V80H136V77L133 79L132 78ZM136 80V81H137ZM140 83L141 82V84L143 83L144 84V82H142V80L141 81H137V83ZM147 82H149L148 80H147ZM138 83V84H139ZM146 83V82H145ZM155 83H156V85H155ZM158 82H153V83H146L145 85H144V88H145V91H143L144 90V88H142L143 90H141V92L143 93V96H141V97H144V98H140V99H142L143 101H141L142 102V105L140 106V103L138 104V102L140 101V99L138 100V102H136L135 101V97H132V96H130L129 97V99L130 100H128L127 98L128 97H126V100H125V104H127L126 106H127V108L129 109V110H131L130 108H136L135 109V111H130V113H129V119H131V117H135L134 119H131V121L132 120H138V118H139V120L137 121V122H139L140 121V119L142 120V121H140V122H142V123H140V125L141 124H143V125H139L140 127H141V129H140V127H139V129L137 128L138 127V125H137V127L135 126V128L129 133V130H130V128L129 129H125V124L123 123V121H126V116H120V118H121V120H119L118 122H119V124L121 125L120 126V128L118 129V128H116V127H118V123H117V126L115 127V128H113L112 129V131H110L112 134H110V136L112 137L113 136V138L114 137H116V141H114L116 144H118V145H115V147H114V153L112 154V157L110 156L109 158H107V160L104 162L103 161V163L105 164V163H107L106 165H108L109 164V167H106V165H105V171L106 172H108V170H109V174H108V176H110V173H112V174H114L115 176L113 177V175H111V177H108L106 174V180H108V181H111L112 179V183L111 184H114L115 182L116 183H120L119 184V189H117V186H118V184H117V186H116V184L114 185V186H116V187H113L114 188V190L113 191H111L112 189H109L110 187L109 186H111V185H109L108 183V181H106V182H108L107 184L109 185L107 188H104L103 186H107V184H106V182H105V178L103 177V171L101 172V174H103V175H101V177H103L101 180H99V178H101V177H97L98 178V181L96 182L97 183V185H98V183H101V185H100V189H98V190H96L97 189V187H96V183H95V181L96 180H93V181H91V179H92V177L93 176H95V175H97L98 176V174H100V171H101V168H100V166L101 167H103L104 168V165H103V163H101V162H99V160H97L99 163H101V165L99 164V165H95L94 166V164H96V163H98L97 161H94V162H92V164H93V168H94V171H91V173L92 172H95L96 170H97V166H99V170H98V172L96 171L94 174L92 173V175H91V173L89 172V174L90 175H88V176H90V180L88 181V184H87V180H88V178L89 177H85V176H83V179H82V176H80V175H78V173L77 172H75L76 170H77V168L79 167V166H81V163L83 162H85V161H83L82 159L84 158V157H82V156H84L83 154H84V152H83V147L81 148L80 146L79 147H77L76 149H75V153H77L76 154V156L74 155H70V156H68L67 158H68V160H67V158H64V156L66 157L67 155H69L68 154V152H64L63 150L65 149V145H63V144H61V141L59 140V139H62V136L60 135H57L58 137H56V138H49V139H51V141H54V139H55V141L54 142H56V143H51V147L48 145V144H50V142L49 143H47V144H45L46 142H48L47 140H49V139H45L44 140V142H43V140L42 139H40V141H39V139L37 138L38 137V135H39V137H40V134H38L37 135V131L35 130V129H29V131L27 132L26 131V129L24 130V127H23V125L25 126V127H28V123L27 122H25V123H19V122H17L14 118H11V119H9V115H12L13 114V111L12 112H10V113H8L7 111L5 112V110L7 109V107H5V108H3V104H2V101L0 102V118L2 119H0V130H1V132H0V144L2 145H0L1 147H0V197L1 198H3V200H2V203H0V204H5L4 206H8L9 204H7V202L8 201H10V200H8V197L10 198L11 197V201H10V203H11V205H10V207L12 206V205H14V206H12V207H16L17 208V210H16V208H13L15 211V213H20V217H21V215H23V216H27L26 218H27V220L26 221H28V219H30L31 221H32V216H33V222H34V224H39V223H36V221L39 219H41L42 217H41V214H42V210L41 209H44L43 208V206L42 205H45L46 206V204L48 205V206H50V209H52L53 211H52V213L54 214L55 212H57L56 210H58V212H60L59 214L58 213H56V215L58 214L59 216V219H61V221L63 220V222H65L66 224L64 225L63 223H58V224H56V228L58 229V231L60 232H58L57 230L56 231H54L56 228H55V226H54V230H53V232H56L57 234H52V233H50V232H52V230L50 231L49 229H45L44 228V231H43V233H44V235H45V237H44V235L42 236V234H40L41 233V231L43 230H41L40 228V224L37 226V225H35V227H36V229H40V233L39 234H37L39 231H37L36 232V234L37 235H39V239H40V241H42L43 240V237H44V239L47 241L48 240V243L46 244V245H52L53 246V249H54V245L56 244V246H58V248H57V250H55L54 252H56V251H59V250H61L60 252H57V253H55V254H58L57 255V258H56V256L54 257V259L56 258L57 260H59V261H55V263H54V261L52 262V263H48V264H120L121 262L122 263H126L127 261H129V260H131L133 257H136L137 256V254L138 253H140V254H138V255H141V256H143V255H145L144 254V252H142L143 251V249H141L140 250V247L139 246H141L139 243H140V241L142 240V238H141V240H139V236L143 233H141L140 235H139V233H136V235H138V236H136L135 234H133L132 233V231L133 232H135L131 227H133V226H131L130 225V223L131 224H133L135 221H134V219H131V218H134L133 217V214L134 213H132L133 212V210H135L136 208H134L137 204H139V208H138V211H137V213L139 214V213H141L139 216H143V215H145L146 216V219H147V216H150V217H148V218H150V219H147V222H148V224L146 223V225H147V229L144 231L145 233V235H146V239H150L149 237H151V239L153 238V236L151 235L150 236V234L151 233H153L154 234V232H156V236H155V240H156V237H158V239H161L159 242H160V244L162 243V249L161 250H163L165 247V249H167V247H168V249L167 250H171V249H173V247L175 248L176 246L177 247H179V249H180V251H179V249H178V253H179V255H182V257H183V262H185L186 264H187V262L189 263V262H191L190 264H193L192 263V261H194L193 259L195 258V260L198 258V256H196V255H198V254H196V253H198L197 251H201V249H200V246H202V244H201V242H200V239L199 238H197V239H199L198 241H197V239H195L196 237H198V234H197V225L196 224H201L200 222L198 223L197 221H198V219H197V223H193L194 225V229L192 228V226H190L191 228H192V230H191V228L189 229V231L187 230V233H185V231H186V229H187V227H186V229H184V227H182L184 230H182L181 231V233H184V235H182V234H180L179 235V233H180V230H181V228H180V226H177V227H179V231H178V229H176V231L178 232V234H177V232L175 231V233H174V231H171V230H175V228L173 229L172 228V226L174 227L175 225H178V223H180V222H178L177 220V215L179 214V213H182V214H179V216H183V213H184V211H186L185 209L187 208V207H189L190 205L192 206V207H189V210L188 211H186L185 212V219L186 218H188L189 216H188V214L187 213H189L192 209H194L193 208V205L195 206V208H197V210H198V207L197 206H199L200 205V202H201V200L199 199L200 197H201V195H203L204 196V191L203 192H201V191H199L200 189H198V190H195V196L193 195V190L191 191H189V192H187L188 190L186 189L187 187L190 189V187L192 188V186H191V184H193V188L195 187V185L197 186V184L195 183V181H194V183L193 182H191V180H195V177H193V176H191V177H193L194 179H192V178H190V175H192V174H190L189 172H187V174H188V176H184V173L183 174H180V175H182V177L179 175V176H176V175H178V174H174V175H171V174H168L167 172H169V171H167V172H164V173H166L165 175H166V178H165V181L163 180L164 179V177H163V182H164V184H163V182L161 183V185H162V187L160 186V183H159V189L161 188V192L159 191V192H157L158 194H165V192L168 194L169 192L170 193H176L177 194V192H178V195H182V196H179V198L180 197H183L184 199H183V201L181 202V209H180V211L181 212H179V213H177L176 214V218H175V220H174V218H173V214H171L170 212L168 213L167 212V215H166V208H165V206H164V212L162 211V209H163V206H161L160 207V205H163V203H162V201H163V199H161L162 198V195H161V198H159V200H162V201H157V202H154V201H156V198H155V195H156V197H157V199H158V197H159V195H157V194H155V193H153L151 196H153V198H154V201H152V200H148L147 198H149L148 196H146V198L144 197V199H141L142 197V195H143V193L142 192H139L140 193V195L139 194H137V191L135 192L134 191V189L135 188H137L138 186V188H137V190L139 189H141V186H142V189H144L146 186H147V182H149V180H147L146 182H145V180L144 181H140V180H143V178H146L144 175H146L145 173L147 172V170L148 169H150V168H148L147 166H145L147 169H145V167H144V165H148V164H151V165H155V164H157L158 163V159L157 158H159L160 157V154H158L159 152V149H163V146H164V148L166 149H163V150H160V152L162 153V152H164L165 154H168V152L170 151L171 153H170V155L171 156H168L166 159L165 158H163V159H161V160H163L165 163H169L171 160H174V159H176V158H178V156H179V154H180V152L182 153V151H183V149L185 150V147H183V146H180V147H182V148H180L179 147V151L176 149H174V148H176V145H174V147L173 146H171L170 147V150H169V146L170 145H173V143H172V141H171V138H173V137H171V136H173V135H171L172 134V132L174 131V132H177L178 133V131H175V130H173L172 128H174V127H176V128H174V129H181V130H183L184 131V129H186L185 131L187 132V128H189L188 126H187V128H184L185 126H186V124H187V122H189V121H194V122H196L195 120H197V117L199 116V118H201V111H203V109L201 108V106L199 105V106H197V108L195 107L196 105H194V102H196V100L197 99H190L191 100V102H190V100H189V102H188V100L187 101H185L186 99H188V97H187V94H188V91L189 90H187V91H185V95H184V98H186V99H184V101H183V96H182V94H183V92L181 91V90H171L170 88L168 89L166 86H165V88H166V90H162V91H160L159 89V86H157L158 84H161V83H158ZM165 83V82H164ZM164 83H162L161 85H167L168 86V84H169V86L171 85L170 84V82H167L166 84H164ZM94 84V83H93ZM81 86H82V84H81ZM141 86H143V85H141ZM156 86L158 87V90L160 91V92H157V89H155L156 88ZM80 86H78L77 85V89H82L83 88V86L82 87H80ZM149 87H151L152 89H154L153 91H151V90H149V89H147V88H149ZM155 87V88H154ZM171 87V86H170ZM172 87H174V85H172ZM171 87V88H172ZM137 88H140L139 86L137 87ZM164 88V89H165ZM126 89V88H125ZM130 89V88H129ZM129 89L127 88L126 90H128L129 91ZM91 91H93V89L91 88ZM150 91V92H149ZM155 91V94L153 93ZM164 91H166V92H164ZM169 91H170V94H171V96H170V98L168 97V94H169ZM149 92V93H148ZM174 92V93H173ZM179 92H180V96H177V95H179ZM142 93H141V95H142ZM162 93H165V95H167V97L168 98H166V96L164 95V94H162ZM167 93V94H166ZM177 95H176V94ZM47 94V93H46ZM46 94L44 95L46 98H47V100L44 102V103H40V107L39 106H33V109H35L34 110V115H38V113L40 112L41 113V111H43L42 112V115L44 114V113H52V111L53 110H55L54 108L56 107V106H53V104H51L50 103V100H51V98H50V96H51V93H48L47 94V96H46ZM151 94V95H150ZM161 94V95H160ZM155 95H156V97H155ZM176 95V96H175ZM140 96V95H139ZM146 96V97H145ZM147 96L149 97V98H147ZM154 96V97H153ZM162 96H163V99H162ZM134 98V101L131 103V100H132V98ZM158 97H160V98H158ZM182 97V98H181ZM28 98V97H27ZM157 99V101H156V99ZM165 98V99H164ZM181 98V99H180ZM32 97H29V101H32ZM151 99V100H150ZM180 99V100H179ZM137 100V99H136ZM160 100V101H159ZM164 100V101H163ZM179 100V101H178ZM37 101V100H36ZM122 101H124V100H122ZM127 101V102H126ZM128 101H129V103H128ZM170 101V102H169ZM172 101V102H171ZM179 102L178 104L176 103V102ZM193 101V102H192ZM33 102V101H32ZM34 102H35V100H34ZM47 102L50 104H47ZM137 103L136 104V106H134L135 104L134 103ZM150 102V103H149ZM162 102H163V104H162ZM187 102V103H186ZM36 103H38V101L37 102H35V104ZM130 103H131V105H130ZM153 103V104H152ZM198 103V102H197ZM128 104L130 105L129 107H128ZM133 104V105H132ZM149 104V105H148ZM183 104V106L181 107L180 105H182ZM184 104H186V105H184ZM192 104V105H191ZM45 105V106H44ZM48 105V106H47ZM138 105L140 106V108L138 107ZM147 105V106H146ZM163 105V106H162ZM174 105H175V107H174ZM5 106V105H4ZM143 106V107H142ZM170 106V108L168 109V107ZM177 106H178V108H177ZM190 106V109L188 108ZM47 107V108H46ZM52 107V108H51ZM54 107V108H53ZM171 107L173 108V109H171ZM201 109H200V108ZM37 108V109H36ZM186 108V109H185ZM194 108V110H192ZM196 108V109H195ZM5 109V110H4ZM65 109V108H64ZM149 109V110H148ZM165 109H166V112H165ZM180 109V110H179ZM183 109H185V111L183 110ZM2 110H3V112H2ZM45 110V111H44ZM147 110V111H146ZM188 110V111H187ZM190 110H191V113H190ZM199 111L198 112V115H197V111ZM47 111V112H46ZM65 111H69V110H67V109H65ZM149 111V112H148ZM180 111V112H179ZM184 111V112H183ZM192 111H193V113H192ZM145 112V114H143ZM156 112V113H155ZM186 112H188V113H186ZM206 112V111H205ZM12 113V114H11ZM16 113V112H15ZM37 113V114H36ZM40 113H39V115H40ZM168 113H170V116L171 117H173L174 119H176V123L174 122V119H170V116H169V114ZM207 113V112H206ZM6 114H8V116H7V118H6ZM147 114H149V115H147ZM152 114H154L153 116H152ZM158 114V115H157ZM174 114V115H173ZM177 114H179V115H177ZM192 114V115H191ZM203 114H204V111H203ZM15 115V114H14ZM136 115V116H135ZM143 115H144V117H143ZM147 115V116H146ZM165 115V116H164ZM181 115V116H180ZM185 115H187L188 117H186ZM13 116V115H12ZM45 116V115H44ZM48 116V115H47ZM138 116H140V117H138ZM146 116V117H145ZM169 116V117H168ZM192 116H193V120H192ZM205 116V115H204ZM141 117H143V118H141ZM157 117H158V119H157ZM162 117V118H161ZM5 118H6V120H5ZM184 118H186V119H184ZM188 118H191V119H188ZM202 118H203V116H202ZM202 118H201V121H202ZM205 118V117H204ZM206 118L208 119V117H207V115H206ZM205 118V119H206ZM211 118V117H210ZM209 118V119H210ZM144 119V120H143ZM145 119L146 120H148V121H145ZM153 119V120H152ZM170 119V120H169ZM179 119H180V122H179ZM195 119V120H194ZM207 119L204 121L205 123L207 122ZM13 120H14V122H13ZM135 120V121H136ZM158 120V121H157ZM171 120H173V121H171ZM183 122H182V121ZM186 122H185V121ZM211 120H213V119H211ZM134 121V122H135ZM163 121V122H162ZM198 122L200 121V120H197ZM197 122V123H193V124H196V125H200L201 123H203L202 124V128H203V125H204V122ZM215 121V120H214ZM13 122V123H12ZM17 122V123H16ZM145 124H144V123ZM157 122H158V124H160V125H158L157 124ZM169 122V123H168ZM170 122H173V123H171L170 124ZM192 122H190V123H192ZM209 122H211L210 120H209ZM219 122V121H218ZM217 121H215V123L217 124L218 123ZM12 123V124H11ZM163 123V124H162ZM185 125V126H183V128L181 127V125H183V124ZM186 123V124H185ZM9 124V125H8ZM14 124V125H13ZM17 124L19 125V126H17ZM169 124H170V127H168L169 126ZM189 124V123H188ZM187 124V125H188ZM207 124L208 123H206V126H207ZM149 125V126H148ZM151 125H153L152 126V128L150 127ZM195 125V126H196ZM219 125H220V123H219ZM134 126V125H133ZM159 126V127H158ZM218 125H216V127H217ZM20 127V128H19ZM155 127V128H154ZM158 127V128H157ZM199 127V126H198ZM201 127V126H200ZM219 127V126H218ZM7 129V131H6V129ZM143 128V129H142ZM157 128V129H156ZM166 128V129H165ZM204 128L206 129V127L204 126ZM19 129V130H18ZM147 129V130H146ZM120 130H122L124 133H122V131H120ZM127 130V131H126ZM138 130H143V132H145V135H146V133H147V135L150 137V139H148L147 138V135H146V138L148 139V141L146 142V141H143V139H146L145 138V136L144 135H142V133L143 132H141V135H142V138H143V136H144V138L142 139V145L144 146V143H146L145 145H149L147 148H146V146H144V148L141 146L140 148H139V146L138 147H136L137 146V144L139 145L140 143V141H141V139L139 138V139H137L138 137H140L138 134H140V131H138ZM144 130H146V131H144ZM162 130V131H161ZM172 130V131H171ZM181 130H179V133H181L180 135L181 136H179L178 137V140H179V138H180V142H182L183 143V140H184V138H185V140H187V136L190 134V132H192L191 131V129H189L188 131L189 132H187V134H186V132L184 133L183 131H181ZM3 131V132H2ZM26 131V132H25ZM32 131H34V133L33 134H35L36 133V135L35 136H32L33 134L31 133ZM117 131H119V132H121V133H117ZM126 131V132H125ZM149 131V132H148ZM181 131V132H180ZM7 133V134H5V133ZM23 132V133H22ZM29 132H30V134H32V135H30L29 134ZM134 134H133V133ZM137 132V133H136ZM161 132V134L162 135H160L159 133ZM173 132V133H174ZM115 133H117V134H115ZM177 133H176V136H177ZM189 133V134H188ZM193 133V132H192ZM192 133H191V135H192ZM4 134H5V136H4ZM122 134V135H121ZM154 134H156V135H158V136H155ZM184 134H186V135H184ZM29 135H30V137H31V139L29 138ZM125 135H126V137H125ZM170 135V136H169ZM183 135L185 136L184 138H183ZM190 135V136H191ZM15 136V137H14ZM122 136H123V138H122ZM134 136V137H133ZM154 136V137H153ZM168 136V137H167ZM174 136H175V134H174ZM175 136V137H176ZM190 136H189V138H190ZM12 137H14V138H12ZM27 137V138H26ZM125 137V138H124ZM136 137V138H135ZM156 137V138H155ZM169 137H171L170 139H168ZM25 138V139H24ZM29 138V139H28ZM122 138V139H121ZM133 138H134V141H133ZM182 138H183V140H182ZM24 141H23V140ZM26 139H28L29 141L27 142L26 141ZM37 139H38V142H37ZM139 141V142H137V140ZM154 139V140H153ZM155 139L157 140V141H155ZM33 141L34 143H32V145H34L35 146V143L37 142L38 144H37V149H35V147L34 146H31L30 145V141ZM41 140H42V142L44 143H40L41 142ZM115 140V139H114ZM124 140H125V144H124ZM128 140V141H127ZM158 140H160V141H158ZM171 141V143H169L170 141ZM177 140V141H178ZM184 140V141H185ZM26 141V142H25ZM36 141V142H35ZM57 141H59V142H57ZM119 141V142H118ZM168 141V142H167ZM128 142V143H127ZM135 142H137L136 144H134ZM156 142H158V144L155 143ZM167 142V143H166ZM20 143V144H19ZM29 143V144H28ZM123 143V144H122ZM131 143H133L132 144V146L134 147V148H132V146H131ZM154 143V144H153ZM160 143V144H159ZM222 143V142H221ZM52 144L54 145V146H52ZM56 144H59V145H56ZM129 144H130V146H131V148H130V146H129ZM140 144V145H141ZM167 144H170V145H167ZM187 144V143H186ZM38 145H40V146H38ZM43 145V146H42ZM45 145V146H44ZM46 145H48V146H46ZM136 145V146H135ZM156 145H159L160 146V148H157L156 147ZM222 144H220V146H221ZM6 146H8V147H6ZM19 146V147H18ZM118 146V147H117ZM153 146V147H152ZM158 146V147H159ZM166 146V147H165ZM168 146V147H167ZM212 146H213V144H212ZM46 149H45V148ZM56 147V148H55ZM64 149H63V148ZM154 147H156V148H154ZM214 147V146H213ZM226 148V146H223V148ZM42 148V149H41ZM58 148V149H57ZM119 150H121V151H119ZM131 150H130V149ZM136 148V150H135V152L134 151H132V150H134ZM141 148H142V150L144 151V157H138V155H143V152H141L142 154H140V150H141ZM149 148H151L150 150H146V149H149ZM156 149V151L158 152V153H154V152H156V151H153L152 149ZM167 148H168V150H167ZM212 147H209L208 149L210 150ZM219 148V147H218ZM54 149V150H53ZM60 149V150H59ZM63 149V150H62ZM83 149V150H82ZM137 149H139V154L136 152L137 151ZM171 149H172V151H171ZM189 149V148H188ZM214 149V148H213ZM13 150V151H12ZM49 150V151H48ZM57 150H58V152H57ZM128 150H130V152L128 151ZM141 150V151H142ZM173 150L175 151V152H173ZM181 150V151H180ZM208 150V151H209ZM227 150V149H226ZM3 153H2V152ZM55 151V152H54ZM76 151H78V152H76ZM150 151V152H149ZM167 153H166V152ZM178 151V152H177ZM13 152V153H12ZM57 152V153H56ZM63 152V153H62ZM123 152H124V155H123ZM129 152V154H130V156H129V154H127ZM149 153V155L151 154V156L152 157H150V158H148V153ZM184 152V151H183ZM210 152V151H209ZM38 153H40L39 155H40V158H38L37 159V154ZM42 153H45L46 155H44V157H42ZM70 153V152H69ZM118 153H119V155H118ZM122 153V154H121ZM135 153V154H134ZM136 153L138 154V155H136ZM172 153H174L175 155L178 153V155H174V154H172ZM243 152L241 151V152H239V154H235V156H237V157H234L235 158V160H237V162L239 163H242V161H243V163L242 164H246L248 161V159L246 158V160L245 159H243L244 157H246L245 155L243 156V154H242ZM51 154H52V156H51ZM79 154H81L80 156L81 157H79L78 155ZM121 154V155H120ZM126 154V155H125ZM132 154V155H131ZM154 154H158L157 156H159V157H156ZM54 155V156H53ZM56 155V156H55ZM113 155H116V156H114L113 157ZM134 155V156H133ZM135 155L137 156V159L136 158H132V156L133 157H135ZM153 155L155 156L154 158H153ZM239 155L240 156H243V157H241L240 159H239ZM121 158H120V157ZM129 156V157H128ZM182 156H183V153H182ZM182 156H180V160H178V159H176L177 160V162L179 161H183V160H181L182 159ZM34 157V158H33ZM39 157V156H38ZM51 157V158H50ZM64 159H63V158ZM74 157H76V158H74ZM115 157H117V158H115ZM261 157V156H260ZM58 158H60V160H61V162H60V160H58ZM70 158V159H69ZM82 158V159H81ZM96 158H99V156H97ZM112 158V159H111ZM139 158H140V160H141V158H142V160L141 161H143V162H140V160H139ZM146 158H148V160H149V162H148V160H146ZM153 158V159H152ZM189 158H191V157H189ZM34 159H36V160H34ZM39 159H42L41 161L39 160ZM44 159V160H43ZM66 159V160H65ZM75 159H76V161H75ZM78 159H80V162L78 161ZM122 159V161H120ZM133 159H136L135 161H136V163H135V161L133 160ZM156 159H157V162H156ZM160 159V158H159ZM168 159H170V161L168 160ZM261 159H262V161H263V156H262V158H259V159H255V160H253V159H249V161H251V160H253V161H251V163H247L246 164V169L248 170H246V171H242V176H241V178H243V176H244V178H245V175L247 176L246 178H250V177H252V174L251 173H253L254 174V168L252 169V167L251 166H253L254 165V163H257L258 162V160H259V163H261ZM14 160V161H13ZM26 160V161H25ZM28 160V161H27ZM33 160V161H32ZM55 160V161H54ZM64 160H65V162H64ZM73 162H72V161ZM139 160V161H138ZM175 160V161H176ZM31 161V162H30ZM76 162V165H75V162ZM113 161V162H112ZM118 161H120L122 164H119L118 165V163H120V162H118ZM138 161V162H137ZM145 161H147L148 163H145L144 165L142 164V163H144ZM15 162V163H14ZM25 162V163H24ZM34 162V163H33ZM45 162V163H44ZM69 164H67V163ZM254 162V163H253ZM2 163V164H1ZM34 164V165H32V164ZM35 163H37L36 165H35ZM40 163V164H39ZM55 163H56V165H55ZM64 163V164H63ZM86 163V162H85ZM111 163V164H110ZM114 163V164H113ZM124 163V164H123ZM135 163V164H134ZM139 163H141L142 165H140ZM189 163V162H188ZM16 164H18V168H17V165ZM23 166H22V165ZM30 164V165H29ZM43 164H45V166L46 167H44V165ZM60 164V165H59ZM71 164H73V166L74 167H76V168H73V166L71 165ZM113 164V165H112ZM116 164V166L118 167V168H116L114 165ZM133 164V165H132ZM138 164V165H137ZM180 164V163H179ZM185 164V167H183L184 168V170H187L188 171V165H186V163H184ZM244 164V165H245ZM248 164H250V165H248ZM258 164V163H257ZM256 164V165H257ZM7 165L9 166L8 168H7ZM13 165L14 166H16V168L15 167H13ZM24 165H25V168L28 166H30V167H35V169H34V167L32 168V170L33 171H31V168L30 169H28V167H27V169H24ZM38 165V166H37ZM54 165V166H53ZM58 165V166H57ZM67 165V166H66ZM86 165V164H85ZM87 165H88V163H87ZM103 165V166H102ZM121 165H123V166H121ZM181 165H183V164H181ZM256 165H255V167H256ZM22 168H20V167ZM37 166V167H36ZM52 166V167H51ZM57 166V167H56ZM62 166V167H61ZM63 166H64V168H63ZM71 168H70V167ZM78 166V167H77ZM91 166V165H90ZM90 166H88L89 168H90ZM135 166V167H134ZM139 166H142V168L144 167V169L146 170L144 173H142L143 174V176L141 175V172H143V170H141V171H137V170H140L141 168L138 167ZM251 168H250V167ZM4 167H6V168H4ZM10 167H12V168H10ZM50 167V168H49ZM95 167H96V169H95ZM132 167V168H131ZM137 167V168H136ZM149 167H150V165H149ZM152 167V166H151ZM166 167V166H165ZM232 167V166H231ZM45 168H47V169H45ZM56 168V169H55ZM74 170H73V169ZM93 168H90V170H92ZM103 168H102V170H103ZM111 168V169H110ZM115 169V170H113L112 171V169ZM122 168V169H121ZM154 168V167H153ZM153 168H152V170H153ZM248 168H250V169H248ZM5 169V170H4ZM18 169V170H17ZM40 169V171H38ZM52 169V170H51ZM53 169H55V170H53ZM60 169V170H59ZM62 169H63V171H62ZM67 169V170H66ZM133 169H134V171H133ZM252 169V170H251ZM256 169V168H255ZM17 170V171H16ZM23 170H25L24 172H23V174L25 175V172H29V174H31L30 176H28L29 178H31L30 179V181H29V183H28V187L29 188H27V182H28V180H29V178L28 177H26V175H25V177H23V174H22V171ZM26 170H28V171H26ZM35 170V171H34ZM37 170V171H36ZM46 170V171H45ZM65 170V171H64ZM120 172H119V171ZM129 170V171H128ZM164 170H165V168H164ZM167 170H169V167H168V169ZM250 170L251 171H253V172H250ZM30 171H31V173H30ZM54 171V173H52V172ZM55 171H57V172H55ZM66 171H68V172H70V174H66L67 172ZM74 173H73V172ZM111 171V172H110ZM123 171V172H122ZM257 171V170H256ZM4 172V173H3ZM21 172V173H20ZM35 172H37V173H35ZM40 172V173H39ZM116 172V173H115ZM119 172V173H118ZM135 172V173H134ZM140 172V173H139ZM148 172L149 173H151L150 172V170H148ZM241 171H239V173H240ZM26 173V174H27ZM33 173H34V175L37 177H35L34 176V178L32 177V175H33ZM44 173V174H43ZM45 173H46V175H45ZM51 173V175H49ZM60 173V174H59ZM63 173H65V175L63 174ZM98 173V174H97ZM137 173V174H136ZM149 173H147V174H149ZM163 173V174H164ZM236 173V172H235ZM239 173H238V176L237 177H240V175H239ZM246 173V174H245ZM11 174V175H10ZM38 176H37V175ZM53 174L55 175V177L53 176ZM57 174V175H56ZM59 174V175H58ZM119 174V175H118ZM123 174V175H122ZM124 174H125V176H124ZM127 174V175H126ZM173 174V173H172ZM4 175V176H3ZM13 175V176H12ZM44 175V176H43ZM131 175V176H130ZM138 175H140V176H142V179H140V178H137L138 177ZM251 175V176H250ZM48 176H50V177H48ZM66 176H70V177H66ZM92 176V177H91ZM100 176V175H99ZM135 176H137L136 178H134ZM250 176V177H249ZM3 177H6V178H3ZM21 179H23V180H20V178ZM43 177V178H42ZM53 177V178H52ZM80 177V178H79ZM108 177V178H107ZM113 177V178H112ZM129 177H130V179H129ZM149 177V176H148ZM147 177V178H148ZM175 177V178H174ZM181 177V178H180ZM15 178V179H14ZM26 178H28L27 180H25ZM42 178V179H41ZM57 178V179H56ZM79 178V179H78ZM94 179H96V176L95 177H93ZM110 178H112V179H110ZM132 178H134L135 179V181H134V179L132 180ZM173 178V179H172ZM191 180H190V179ZM243 178V179H244ZM2 179V180H1ZM7 179V180H6ZM51 179V180H50ZM64 179V180H63ZM86 179V180H85ZM110 179V180H109ZM119 180L120 182H118L117 180ZM139 179V180H138ZM179 179V180H178ZM185 180V182H183V181H181V180ZM189 179V180H188ZM245 180L247 183L249 182V181H251V180ZM15 180V181H14ZM17 180V181H16ZM19 180V181H18ZM38 180V181H37ZM44 180V181H43ZM129 182H128V181ZM138 180V181H137ZM170 180V181H169ZM174 180V181H173ZM8 181V182H7ZM24 181H27L26 183H24ZM51 181V183H49V185H48V183H47V185H46V183L45 182H50ZM83 181V182H82ZM114 181V182H113ZM131 181V182H130ZM134 181V182H133ZM159 181V182H160ZM176 181H177V183H176ZM188 181H190L191 183H190V185H185V183H187L188 184ZM37 182H38V184H37ZM42 182V183H41ZM94 184H93V183ZM142 182H144V183H146V185L144 184V188H143V183ZM181 182V183H180ZM183 182V183H182ZM196 182L198 183V181L196 180ZM24 183V184H23ZM33 183V184H32ZM53 183H56V184H54L53 185ZM82 183V184H81ZM92 183V184H91ZM105 183V184H104ZM137 183H139V184H137ZM168 183V184H167ZM179 183V184H178ZM23 184V185H22ZM43 184V185H42ZM66 184V186H64ZM71 186H69V185ZM104 184V185H103ZM137 184V185H136ZM178 184V185H177ZM183 184V185H182ZM199 184V183H198ZM56 185H57V188L56 189H58L59 187L60 188H62V190L60 189V191L59 190H55L54 189V187H56ZM80 185V186H79ZM81 185H83L82 187H81ZM127 185V186H126ZM129 185V186H128ZM136 185V186H135ZM172 186V188H171V186ZM245 185H247V184H245ZM18 186V187H17ZM50 186L52 187V188H50ZM74 186V187H73ZM77 186H78V189H77ZM88 186V187H87ZM123 186H126V187H123ZM132 186V188H130ZM190 186V187H189ZM200 186H202V185H200ZM200 186L198 187V188H200ZM18 189H17V188ZM36 187V188H35ZM63 187L64 188H66V187H68V188H66V189H63ZM93 187H96L95 189H93ZM120 187H123V188H125V189H123V188H121L120 189ZM203 187V186H202ZM19 188H21V189H19ZM48 188V189H47ZM71 190H70V189ZM89 188H91L92 190H90ZM127 188V189H126ZM164 188H166L165 190H164ZM174 188H176V189H174ZM182 188V189H181ZM18 190V191H16V190ZM52 189H54V191L52 190ZM84 189V190H83ZM131 189H132V191H131ZM180 189V190H179ZM20 190V191H19ZM69 190H70V192H69ZM80 190V191H79ZM101 190V191H100ZM108 190V191H107ZM109 190H110V192H109ZM115 190L117 191V192H115ZM121 190V191H120ZM123 190L126 192L127 190V196L126 195H124V193H123ZM162 190H164V191H162ZM169 190V192H167ZM172 192H171V191ZM15 191H16V193H15ZM24 191V193H22ZM73 191V192H72ZM87 191V192H86ZM96 191V192H95ZM103 191H104V193H103ZM134 191V192H133ZM141 191V190H140ZM6 192H7V194H6ZM47 192V193H46ZM50 192V193H49ZM56 192V193H55ZM62 192V193H61ZM81 192V193H80ZM83 192V193H82ZM120 192H122V193H120ZM191 192V193H190ZM199 192H201V193H199ZM206 192V191H205ZM18 193V194H17ZM81 195H80V194ZM85 193V194H84ZM94 193V194H93ZM108 193H111V197H109V195H108ZM113 193V194H112ZM114 193L116 194V198L115 197H113L112 195H114ZM117 193H120L119 195H123L122 197H119V195H117ZM134 193H135V195H134ZM180 193V194H179ZM192 194V195H190V194ZM246 193V192H245ZM9 194V195H8ZM10 194H12V195H10ZM19 195V196H17V195ZM27 194V195H26ZM37 194H38V196H37ZM55 194V195H54ZM61 194H63V197H61L62 195ZM104 194V195H103ZM130 194H131V196H130ZM137 194V195H136ZM8 195V196H7ZM21 195H23L22 197H21ZM57 195V196H56ZM76 195V196H75ZM133 195V196H132ZM177 195V196H178ZM248 196H250V195H252L251 193H248L247 194ZM247 195H245V196H247ZM7 196V197H6ZM15 196V197H14ZM24 196H25V202L23 201V199H24ZM47 196V197H46ZM52 197L53 199H52V201H51V199H49L50 201H51V204H49L50 203V201L48 200V198L49 197ZM86 196V197H85ZM97 196V197H96ZM108 196V197H107ZM118 196V197H117ZM130 196V197H129ZM139 196V197H138ZM144 196V195H143ZM165 196V195H164ZM163 196V197H164ZM196 196L198 197L199 196V198H198V200H200L199 201V203H198V205H196V203H194V200L196 199ZM5 197V198H4ZM14 197V198H13ZM18 197V198H17ZM56 197H58V198H56ZM68 199L69 198V200H67L66 198ZM79 197V198H78ZM93 197V198H92ZM123 197H125L124 198V200L127 198V200H126V202L124 203V200H123ZM135 197V198H134ZM141 197V198H140ZM166 197V196H165ZM191 197V198H190ZM204 197H207V196H204ZM0 198V199H1ZM13 198V199H12ZM28 198V199H27ZM34 198V199H33ZM38 198H39V200H38ZM83 198V199H82ZM96 198V199H95ZM117 198H119V199H117ZM120 198H122V200H123V202H121L120 201ZM138 198V199H137ZM186 198V199H185ZM195 198V199H194ZM60 199V200H59ZM76 199V200H75ZM86 199V200H85ZM107 199H108V201H107ZM112 199V200H111ZM140 199V200H139ZM206 199H208V197L207 198H205V200ZM34 200H35V205H34V207H32V205H31V203H33L34 202ZM45 200V201H44ZM101 200V201H100ZM109 200H111L112 201V203L109 201ZM135 200H136V202H135ZM152 201V202H154V204H153V207H152V202H150V206H151V208H153L152 210L154 211L156 208H158V210H155V212L153 213V212H151L148 208H146V209H144L145 210V212H144V210H142L144 207H147V206H144V205H142L143 203H144V201ZM197 200V199H196ZM260 200V199H259ZM259 200H257V201H259ZM1 201V200H0ZM21 201V202H20ZM40 201V202H39ZM44 201V203L42 204V202ZM82 201V202H81ZM90 201V202H89ZM92 201V202H91ZM96 201V202H95ZM100 201V202H99ZM105 203H104V202ZM107 201V202H106ZM118 201V202H117ZM143 201V203H141ZM208 201V200H207ZM55 202V203H54ZM60 202H62L61 204H60ZM67 202H69L70 203V206H69V203H67ZM84 202V203H83ZM88 202H89V204H88ZM95 202V203H94ZM109 202H110V204H109ZM115 202H116V204H115ZM132 202V203H131ZM164 202V201H163ZM193 204H191V203ZM197 202V201H196ZM261 202V201H260ZM14 203H16V204H14ZM17 203H18V205H19V203H20V206H18L17 205ZM39 204L38 206H39V208H37L36 206V204ZM83 203V204H82ZM98 203V204H97ZM101 203V204H100ZM108 203V204H107ZM114 203V204H113ZM120 203H123L122 204V206H121V204ZM129 203V204H128ZM146 204L148 203V202H145ZM144 203V204H145ZM157 203V204H156ZM160 203V204H159ZM190 203V205L188 206V204ZM66 204V205H65ZM72 204V205H71ZM79 204V205H78ZM87 206H86V205ZM95 206H94V205ZM202 204H203V199H202ZM201 204V205H202ZM54 205H55V207H54ZM75 205V206H74ZM93 205V206H92ZM99 205V206H98ZM101 205V206H100ZM113 205V206H112ZM120 205V206H119ZM128 205V207L129 206H131V207H127L128 208V210L126 209V207H124V206H127ZM147 205H149V204H147ZM156 205V206H155ZM158 205H159V207H158ZM204 205L206 206H204L203 207V205L202 206H200L199 208L201 209V211H203V210H205V209H208V208H210V210H212L213 209V207H212V202L211 201H208V202H205L204 201ZM56 206L58 207V208H56ZM61 206V207H60ZM63 206V207H62ZM144 206V207H143ZM42 207V208H41ZM65 207H67V209L65 208ZM74 207V208H73ZM90 207H91V209H90ZM98 207V208H97ZM104 207V208H103ZM113 207V208H112ZM120 207V208H119ZM125 210V212H123V209ZM208 207V208H207ZM54 208H56V210L54 209ZM64 208H65V210H64ZM83 208H84V210H83ZM102 208V209H101ZM106 208V209H105ZM110 210H109V209ZM161 210H160V209ZM61 209V210H60ZM86 209V210H85ZM88 209V210H87ZM90 209V210H89ZM94 209V210H93ZM97 209V210H96ZM121 209H122V211H121ZM133 209V210H132ZM22 210V211H21ZM67 210V211H66ZM93 210V211H92ZM103 210V211H102ZM106 210V211H105ZM140 210V211H139ZM141 210L143 211V212H141ZM148 210H149V212H148ZM196 210V209H195ZM209 210V209H208ZM18 211H21V212H18ZM63 211V213H64V215L62 216V214L63 213H61ZM83 211V212H82ZM95 211V212H94ZM159 211V212H158ZM160 211L162 212L161 213V215H159L160 214ZM198 211H200V210H198ZM200 211V212H201ZM35 212V213H34ZM70 212V213H69ZM92 212H93V214H92ZM100 212H103V213H100ZM123 212V215L121 214ZM127 212V213H126ZM149 214H148V213ZM178 212V211H177ZM29 213V214H28ZM33 213H34V215H33ZM86 213H87V215H86ZM145 213V214H144ZM156 213V214H155ZM90 214V215H89ZM99 214H101V216L99 215ZM103 214V215H102ZM108 214V215H107ZM120 215V216H122V217H119L121 220H120V223H117L116 225H117V228H118V226H119V224H121L122 222L123 223H125V226H123V227H121V226H119V227H121L123 230H125L126 229V227L128 228L129 227V231H128V229H126V231L123 233V232H121V235L120 234H116V233H119V231H120V228H119V230L116 228V226L115 225H112L115 221H114V219L117 217V216H115V215ZM147 214V215H146ZM244 214V213H243ZM61 215V216H60ZM89 218L90 217V220L86 217V216ZM98 215V216H97ZM110 215V216H109ZM153 215V216H152ZM162 215H163V217H162ZM166 215V216H165ZM22 216V218H23V220L25 219V217H23ZM37 216H38V218H37ZM93 216V217H92ZM108 216V217H107ZM112 216L114 217V218H112ZM144 216V217H145ZM182 216L180 217L181 219H179V221H181V224H182V222H184L185 221V219H184V221H183V219H182ZM241 216V215H240ZM16 217H17V219H16V221H18L17 223L18 224H21L20 223V221H22V218H21V220H19L18 219V215L16 214ZM72 217V218H71ZM86 217V218H85ZM103 219H102V218ZM110 217H111V219H110ZM155 217H156V219H155ZM158 217V218H157ZM159 217H161V219L159 218ZM170 217H171V219H170ZM172 218H173V221H174V223H172L173 221H171L172 220ZM70 220V222L68 223V221ZM71 219H72V221H71ZM84 219V220H83ZM92 219V220H91ZM94 219V220H93ZM158 219V220H157ZM167 219H170V220H168L167 221ZM243 219V218H242ZM38 220V221H39ZM67 222H66V221ZM88 220V221H87ZM124 220V221H123ZM126 220V221H125ZM133 220V221H132ZM199 220H201L202 222L204 221V219L202 220V219H199ZM255 220H257V219H255ZM16 221H15V223H16ZM25 221V220H24ZM43 221V220H42ZM93 221V222H92ZM110 221V222H109ZM128 221H130V223L128 222ZM152 221H154V222H157V224L158 225H156L157 226V228H158V226L159 227H161V228H163V229H161V228H155V223H152L151 224V222ZM160 221V222H159ZM175 221H177V223L175 224ZM242 221V220H241ZM81 222V223H80ZM89 222V224H87V223ZM92 222V223H91ZM109 222V223H108ZM117 222H119V220L117 221ZM168 222V223H167ZM170 222V223H169ZM26 224V226H28L29 227V225H30V221L29 222H25ZM116 223V222H115ZM127 223V224H126ZM22 224H23V222H22ZM29 224V225H28ZM31 226H32V228H34V226H33V223L31 222ZM61 224H63V225H61ZM68 224V225H67ZM86 224V225H85ZM108 224V225H107ZM149 224H150V226H149ZM171 225V227H169L170 225ZM175 224V225H174ZM180 224V225H181ZM203 224V223H202ZM205 224V223H204ZM211 224V223H210ZM82 225V226H81ZM88 225V226H87ZM111 225H112V227H111ZM124 225V224H123ZM126 225H128V226H126ZM151 225H153V226H151ZM190 225H192V224H190ZM15 226H16V224H15ZM19 225H17L16 227H18ZM26 226H23L22 227V229L24 230V232L25 233H31L30 231V229H31V226L29 227V228H27ZM59 226V227H58ZM66 226V227H65ZM69 226V227H68ZM75 226V227H74ZM92 226V227H91ZM114 226H115V229H114ZM149 226V227H148ZM166 226H168V227H166ZM189 226V225H188ZM202 226V228L203 227H206V225L205 226H203V225H201ZM24 227H25V229H24ZM38 227V228H37ZM40 227V228H39ZM63 227H65V228H63ZM88 227V228H87ZM107 227H109V228H107ZM124 227H125V229H124ZM199 227V226H198ZM223 228H221L222 230H224V232H226L225 233V235L226 234H228L227 233V231H225V230H227L228 229V227L225 229L224 228V226H222ZM26 228L27 229H29V231H27L26 230ZM82 228H83V230H82ZM149 228H150V230H149ZM165 228H167V229H165ZM171 228V229H170ZM18 229H19V227H18ZM112 229V230H111ZM117 229V230H116ZM121 229V231H123ZM154 229L155 230H157V231H154ZM169 229V230H168ZM221 229L219 228V230H220V233H222V234H224L223 233V231L221 232ZM26 230V231H25ZM45 230H46V232H47V230H49V232H48V234H49V237H51V235H52V237H51V239H50V241H49V239H47V237H48V235H46L45 234ZM62 230V231H61ZM159 230H161V231H159ZM165 230V231H164ZM194 230V231H193ZM200 230V228H198V231ZM19 231L21 232L22 230H21V228L19 229ZM69 233H68V232ZM83 231V232H82ZM171 231V232H170ZM23 232V231H22ZM104 232V233H103ZM116 232V233H115ZM141 232V231H140ZM159 232H161L160 234H159ZM162 232H165V233H162ZM188 232H189V235H187L188 234ZM191 232H194V233H191ZM27 234V238H26V240L28 239V237H29V241H26L25 240V238L24 237H21V242L22 243H24V245L23 244H19V247L17 248V249H19V248H22V250H19V252H17L16 254H15V256L18 254H21V255H19V258H20V256L22 257V259H20L19 261H17V256L16 257H14L13 259H10V258H8V259H5L6 261H2V262H0V264H3V262L5 263V264H14V262H11V261H17V262H15V264H23V263H25V264H28V263H26L27 261L26 260H28V258H29V255H32L33 254V250H35L36 249V251L35 252H39V250H41V251H49V249L48 248H51V247H48V246H46L45 245V243L46 242H44V245H45V247H48L47 249H43L44 248V246H41L40 244H43V241H45V240H43L42 241V243L40 242V244H38V246L36 245L37 243H39V239L36 237V239H38V240H35V239H30V237L31 238H34V236L32 235V233H31V236H30V234ZM68 233V234H67ZM88 235H87V234ZM97 233V234H96ZM110 233V234H109ZM190 233H191V236H190ZM199 233V232H198ZM24 233H22L20 236H24L23 235ZM36 234H35V236H36ZM51 234V235H50ZM60 234V235H59ZM81 234V235H80ZM96 234V236H94ZM105 236H104V235ZM112 234V235H111ZM113 234H115V235H113ZM134 236H133V235ZM144 234H142V235H144ZM158 234V235H157ZM166 234V235H165ZM176 234H177V236H176ZM185 234L187 235V237L188 236H190V238L189 239H191L190 241H188V240H182V242H184V244H185V246H184V244L182 243V244H177V243H180V239H181V237L183 236V237H186L185 236ZM29 235V236H28ZM68 235V236H67ZM86 237H85V236ZM98 235V236H97ZM126 235H128V236H126ZM169 237H168V236ZM174 235V236H173ZM195 235H197L196 237H195ZM199 235H200V233H199ZM225 235H223L224 237H225ZM40 236H42V237H40ZM53 236H54V238H53ZM56 236H58V237H56ZM100 236V238H102L103 239V237H104V241L102 240V239H100V238H98ZM108 236V237H107ZM113 236V237H112ZM131 238H130V237ZM178 236H180L179 237V239H176V238H178ZM48 237V238H49ZM60 237V238H59ZM81 237V238H80ZM85 237V238H84ZM94 237V238H93ZM105 237H107V238H105ZM118 238L117 240H116V238ZM121 239H120V238ZM129 237V238H128ZM143 237V236H142ZM195 237V238H194ZM200 237V236H199ZM24 238V239H23ZM41 238H42V240H41ZM52 238L55 240H53V242H56L55 244H53V242H52ZM84 238V239H83ZM114 238V239H113ZM125 240H124V239ZM168 238V239H167ZM175 238L178 242H176V240L173 239ZM221 238V237H220ZM71 239H73V240H71ZM76 239V240H75ZM82 241H81V240ZM100 239V240H99ZM122 239H123V241H122ZM131 239V240H130ZM158 239L156 240V242H158ZM194 241H193V240ZM25 240V242H23ZM33 240V241H32ZM85 240V241H84ZM102 240V241H101ZM119 240H121V241H119ZM136 240V241H135ZM138 240V241H137ZM153 240H154V238H153ZM154 240V241H155ZM225 240V239H224ZM67 241H69L70 242V244H69V242H67ZM95 241V242H94ZM100 241H101V243H100ZM106 241H107V244H106ZM117 241V242H116ZM124 241H126L125 242V244L123 245L122 244V242L124 243ZM144 241V240H143ZM30 242V243H29ZM34 242V243H33ZM36 242V243H35ZM49 242H52V244L51 243H49ZM87 242V243H86ZM92 242H93V245L95 244V248H94V246L92 245ZM103 242V243H102ZM114 242V243H113ZM186 242H190V243H193V244H191V245H195L196 244V246H197V244H198V246H197V248L199 249V250H197V248H196V246H195V248H194V246H193V249H192V246L191 245H189L188 244V246H187V243ZM195 242H197V243H195ZM199 242V243H198ZM215 242H216V240H215ZM80 243V244H79ZM91 243V244H90ZM98 245H97V244ZM109 243V244H108ZM112 243H113V245H112ZM117 243H119L120 245H117ZM137 243L139 244V246H138V248H139V250H137L136 251V246L135 245H137ZM141 243H142V241H141ZM208 244L206 245V242H204L203 244V248L206 246V248L208 247V250H210L209 249V247L211 248V250H210V252L212 253L213 252V250H215L216 249V252H217V248H215L216 247V245H215V243L213 242L212 243V245L209 243V242H207ZM219 243V242H218ZM223 243H224V241H223ZM226 243V242H225ZM34 244V245H33ZM84 244H85V246H84ZM106 244V245H105ZM123 246H122V245ZM128 244V245H127ZM129 244H130V246H129ZM177 244V245H176ZM199 244H201V245H199ZM31 245V246H30ZM67 245V246H66ZM70 245V246H69ZM92 245V246H91ZM97 245V246H96ZM102 245H104V246H102ZM107 245H109V246H107ZM112 245V249L111 250H109V247ZM166 245V246H165ZM35 246H36V248H35ZM41 246V247H40ZM89 246H91V248H89ZM101 246L102 248H99V247ZM107 246V247H106ZM114 246H116V247H114ZM173 246V247H172ZM225 247L227 246L228 247V244L226 243L225 245H224ZM32 247V248H31ZM37 247H40L41 249H37ZM43 247V248H42ZM82 247V248H81ZM85 247V248H84ZM87 247V248H86ZM129 247H130V249H129ZM170 247H172V248H170ZM191 247V248H190ZM60 248V249H59ZM89 248V249H88ZM93 248V249H92ZM97 248V249H96ZM99 248V249H98ZM104 248H106V249H104ZM114 248H116V249H114ZM202 248V249H203ZM212 248H214V249H212ZM71 249V250H70ZM87 249V251H85ZM94 249H96V251H97V253L94 251ZM100 249H102V250H100ZM108 249V250H107ZM145 249H147V248H145ZM164 249V250H165ZM191 249V250H190ZM52 249H50V251H51ZM90 250V251H89ZM92 250V251H91ZM106 250V251H105ZM207 250V249H206ZM207 250V251H208ZM235 249H232L230 246H229V250H227L226 251V253L224 254V255H228L229 254V252L230 253H232V254H229L228 256H230V255H232V256H230V258L231 257H234L236 254H233V251H234ZM18 251V250H17ZM31 251H33V252H31ZM50 251H49V253H50ZM94 251V252H93ZM102 251H103V253H102ZM147 251V250H146ZM186 251V252H185ZM190 251V252H189ZM193 251V252H192ZM206 251V252H207ZM35 252H34V258H35V255L37 256V254H35ZM52 253H53V250L51 251ZM93 253V255L91 256V254H89V253ZM105 252H106V254H105ZM108 252H110V254L108 253ZM135 252H138V253H136L135 254ZM183 252V253H182ZM60 253V254H59ZM100 253V254H99ZM151 254H153L154 255V257L152 258L153 260H154V258H156L157 259V257L159 256V255H157V253L156 254H154V251L153 252H150ZM182 253V254H181ZM189 253V255L187 256V260H186V258L183 256V255H187ZM194 253V254H193ZM201 253H203L202 251H201ZM200 253V254H201ZM208 253V252H207ZM207 253H205V254H207ZM76 254H77V256H76ZM89 254V255H88ZM104 254V255H103ZM126 254V255H125ZM193 254V255H192ZM213 254H214V252H213ZM24 255H26V256H24ZM75 255V256H74ZM96 255V256H95ZM102 255H103V257H102ZM115 255H116V257H117V259L115 258ZM136 255V256H135ZM150 255V254H149ZM152 255V256H153ZM212 255V254H211ZM234 255V256H233ZM14 256V255H13ZM28 256V257H27ZM74 256V257H73ZM95 256V257H94ZM106 256V257H105ZM110 256H111V258L113 259H111L110 258ZM128 256V257H127ZM146 256H147V252H146ZM151 256V257H152ZM157 256V257H156ZM193 256V257H192ZM218 256H220V255H218ZM228 256H226L228 259H229V257ZM83 257V258H82ZM91 257H93V259L91 258ZM119 257V258H118ZM132 257V258H131ZM148 257H150V256H148ZM150 257V258H151ZM236 257H237V255H236ZM16 258V259H15ZM18 258V259H19ZM33 258V256H32V260L34 259ZM77 258V259H76ZM89 258V259H88ZM103 258H104V260H103ZM127 258V259H126ZM147 258V257H146ZM150 258H148V259H150ZM203 258L205 259V260H203L204 262H203V264H206V263H208V259L206 260V258L204 257V255H203ZM220 259L222 258V257H219ZM29 259H31V258H29ZM53 259V258H52ZM61 259V260H60ZM107 259H108V263H107ZM155 259V260H156ZM199 259V258H198ZM211 259V261L212 262H215V261H213V258H210ZM234 259V258H233ZM8 260V261H7ZM23 260V261H22ZM32 260L30 261V263L32 264ZM78 260V261H77ZM84 260V261H83ZM87 260V261H86ZM95 260L98 262H95ZM154 260V261H155ZM200 260V259H199ZM199 260H196V261H199ZM24 261H26V262H24ZM77 261V262H76ZM92 261H94V262H92ZM149 261H151V260H149ZM154 261H151L152 263L154 262ZM187 261V262H186ZM206 261V262H205ZM8 262H10V263H8ZM23 262V263H22ZM29 262V261H28ZM82 262H85V263H82ZM182 262V263H183ZM201 262H202V260H201ZM201 262H198L199 264H202ZM121 263V264H122ZM198 263H196V264H198ZM34 264V263H33ZM174 264V263H173Z\"/></svg>",
    "mask_w": 264,
    "mask_h": 264
}]
</instances>
